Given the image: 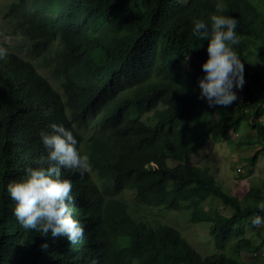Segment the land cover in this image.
<instances>
[{
  "label": "trees",
  "instance_id": "trees-1",
  "mask_svg": "<svg viewBox=\"0 0 264 264\" xmlns=\"http://www.w3.org/2000/svg\"><path fill=\"white\" fill-rule=\"evenodd\" d=\"M217 0H12L4 19L30 40L39 58L56 44V87L35 66L9 52L0 60V264H242L222 255L202 257L178 231L136 222L121 200L177 210L190 202L192 219L210 224L217 247L257 250L239 226L259 213L261 189L250 188L242 205L207 167L182 162L208 142L244 125L264 156V0H223V14L239 20L244 64L240 96L228 106H209L199 96L208 40L192 33L194 18L210 23ZM134 7V9H133ZM142 7V9H141ZM228 109L221 113L222 109ZM152 113L154 124L142 121ZM72 131L91 167L72 181L75 218L84 235L42 236L21 227L6 185L35 167L44 153L39 133L50 123ZM84 133L88 135L84 137ZM95 175L96 178L92 176ZM209 195L231 214L218 219L202 209ZM47 247H43L44 244Z\"/></svg>",
  "mask_w": 264,
  "mask_h": 264
},
{
  "label": "clouds",
  "instance_id": "clouds-1",
  "mask_svg": "<svg viewBox=\"0 0 264 264\" xmlns=\"http://www.w3.org/2000/svg\"><path fill=\"white\" fill-rule=\"evenodd\" d=\"M215 10L210 23L199 18L192 21L193 35L208 40V58L201 65L204 75L198 80L199 96L210 107H226L237 100L234 88L240 89L245 83L244 64L233 47L240 42L239 20L223 14V0H217ZM6 56L7 50L0 48V60ZM48 127L50 131L39 133L45 154L36 160L35 167H26L20 179L9 182L5 190L15 203L13 215L21 227L42 236L66 238L74 245L84 235V224L74 216L73 184L62 178V169L84 175L91 167L90 159L79 151L72 131L55 122ZM257 208L264 212V201ZM250 222L253 226L264 225V216L257 213Z\"/></svg>",
  "mask_w": 264,
  "mask_h": 264
},
{
  "label": "rangeland",
  "instance_id": "rangeland-1",
  "mask_svg": "<svg viewBox=\"0 0 264 264\" xmlns=\"http://www.w3.org/2000/svg\"><path fill=\"white\" fill-rule=\"evenodd\" d=\"M12 0H0V48L6 49L7 53L12 52L31 62L37 71L49 80L58 91L61 88L56 85L54 70L56 67V44L51 51L39 58L30 54V40L20 31L14 29L4 19L7 6ZM142 2V0H137ZM134 9V7H133ZM142 9V7H141ZM135 10V9H134ZM237 97L240 96L238 90H234ZM228 109H222L225 113ZM264 112V111H263ZM264 123V116L262 117ZM142 121L148 125L154 124L152 113L144 115ZM84 137L88 135L84 133ZM254 137V132L249 131L244 125L236 132H231L218 142H208L199 152L190 156L182 163L185 165H197L207 167L215 181L224 191L230 192L242 205L250 204L244 200V195L250 188L261 189V180L264 179V156L259 155L257 161L252 164L250 158L258 144L246 145L249 139ZM96 178L95 175L92 176ZM121 200L125 202L136 222L145 224L147 227L154 228L158 225L171 227L179 232L187 244L193 248L200 256L222 255L225 257L239 260L242 264H264V225L253 226L251 220H243L239 226L244 231L247 238L252 241L257 250H243L238 253L234 249L235 240L217 247L213 237L210 235V224L197 222L192 219V208L190 202H183L177 210L165 209L161 207L143 206L137 203L132 192L124 193ZM202 209L214 214L218 219L230 216V209L226 208L221 201L209 195L201 204ZM180 264H186L184 262Z\"/></svg>",
  "mask_w": 264,
  "mask_h": 264
}]
</instances>
